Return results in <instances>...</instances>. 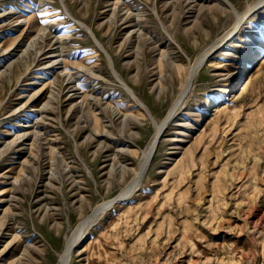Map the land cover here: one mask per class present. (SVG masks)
<instances>
[{"label":"rangeland","instance_id":"374dc122","mask_svg":"<svg viewBox=\"0 0 264 264\" xmlns=\"http://www.w3.org/2000/svg\"><path fill=\"white\" fill-rule=\"evenodd\" d=\"M256 1L0 0V264H59L105 203L68 264H264V2L234 29Z\"/></svg>","mask_w":264,"mask_h":264},{"label":"bare ground","instance_id":"6f19581e","mask_svg":"<svg viewBox=\"0 0 264 264\" xmlns=\"http://www.w3.org/2000/svg\"><path fill=\"white\" fill-rule=\"evenodd\" d=\"M39 1H42V0H39ZM226 1L227 3L229 2V0H224ZM264 0H257L254 4H251L249 6V8L242 14H239V13H234L235 15L237 14L238 15V20L236 21V24H235V27L234 29H236L237 27H239L242 19L244 18L245 14L247 12H249L254 6L258 5V4H261L263 3ZM116 3V2H114ZM32 4L29 3V7H31ZM226 9V8H225ZM235 10V9H234ZM126 11V10H125ZM9 12V11H8ZM130 12V11H129ZM115 13V12H114ZM126 14V13H125ZM118 16V15H117ZM34 17H35V14L32 13L31 10H28L27 12H23L20 16V19H19V22L20 24H18L19 26V29L21 30L20 31V37L23 38L24 36H29L31 33H35L34 36H32V38L34 37V42L30 39V42H29V45L27 46L26 50H24L25 52H27L29 49H31L30 47H33L34 43H36V39H44V24H40L38 25L37 23L35 24L34 22ZM43 18V17H42ZM40 19V18H39ZM55 21V20H54ZM17 22V23H19ZM51 22V21H50ZM49 22V23H50ZM81 22V21H79ZM48 23V22H47ZM53 23V22H52ZM50 25V24H47V26ZM86 26V25H84ZM49 27V26H48ZM36 29V30H34ZM252 29V25H250V30ZM227 36V35H226ZM224 36V37H226ZM223 37V38H224ZM58 39L61 40V37L60 35L58 36ZM222 39V38H221ZM58 41V40H57ZM64 41V40H63ZM62 41V43H63ZM218 41V40H217ZM217 41H215L214 43H212L210 46H208L206 49H203V51L200 52V54L198 55L197 59L195 60L194 63H192L188 73L186 74L185 76V79H184V82L182 84V87L180 89V92L178 94V97L174 103V105L171 107L170 111L168 112L167 116H165V118L163 119V121L161 122H158V121H155V127H156V131H155V134L153 136V138L151 139V141L149 142V144L143 149V154H142V158L140 159V163H139V167L137 168V174H141L142 173V169H144V167L148 164V162L150 161L151 159V156L154 154L155 152V146H156V142H157V139H158V136L159 134L162 132L166 122H168V120H170L171 118H174L175 117V113L177 112L178 110V107L179 105L181 104V101L185 98L186 95H188L189 91L191 90V87H192V84H193V80H194V77L196 75V72H197V69H198V66L199 64L201 63V61L203 60V58L208 54V52H210V50L216 45L218 44ZM244 41L247 42V39H245ZM250 44V48L252 50L255 51V53H260L261 49L260 47H257L256 45L252 44V43H249ZM26 47V46H25ZM33 49V48H32ZM6 50V49H5ZM33 51H35L33 49ZM11 52V51H10ZM9 52V53H10ZM39 52V51H37ZM28 53V52H27ZM35 53V52H34ZM40 53V52H39ZM42 53V52H41ZM27 56V54L25 55V57ZM27 58V57H26ZM63 59V58H62ZM27 61V59L25 60ZM56 61V60H55ZM59 61V60H57ZM63 62V69H61L63 72H68L67 70V67L64 66L65 64V60L63 59L62 60ZM18 65L15 64V67H17ZM15 67L12 68V66L10 67H7L8 69V72H7V75L8 77L12 76L14 74V71H15ZM5 71V70H4ZM7 71V70H6ZM5 71V72H6ZM61 71V72H62ZM64 77V76H63ZM12 78V77H10ZM69 80V79H68ZM68 82V81H67ZM75 86V84H74ZM77 88V87H76ZM72 90V88H71ZM74 90V89H73ZM73 92V91H72ZM75 92V91H74ZM37 94V93H36ZM77 95V94H76ZM75 96V95H74ZM137 99V98H135ZM140 104L142 105V103L140 102ZM44 107V106H43ZM145 110L146 107H145ZM36 112V111H35ZM30 125V124H29ZM35 129V128H34ZM30 133L31 131H24V132H20V133H17L15 135V137H13V139H11L10 143L11 144V147L12 146H20L18 150H23L26 146V142L28 139H30ZM33 141L36 139L37 135H38V132L37 130H33ZM40 134V133H39ZM40 136V135H39ZM39 136L37 138H39ZM188 136V135H187ZM30 137V138H29ZM41 138V137H40ZM32 141V142H33ZM31 142V143H32ZM35 142V141H34ZM30 143V144H31ZM33 145V143H32ZM31 145V146H32ZM54 147V146H53ZM25 169V168H24ZM134 179V178H133ZM13 182L15 183V180H13ZM135 182V181H134ZM131 187L129 188L128 192H125L124 195H128L127 193H130V190ZM127 198V197H126ZM123 199V198H122ZM110 206V203H105L103 205H98L97 207H95L94 211L88 215L86 218H84L80 225L78 226V229L75 234V236L73 237L72 240L68 241L67 245H66V248H65V251L63 254H61V257H60V262L59 264H68V260H69V255H70V249L72 247V244L74 243L75 240H77L78 238H80V236H82L83 233H85L86 229L93 223V221L98 218L99 216V213L103 212L104 210H106V207L107 206ZM74 240V241H73ZM66 242V241H65ZM76 243V242H75ZM190 264V263H188Z\"/></svg>","mask_w":264,"mask_h":264},{"label":"water","instance_id":"95a60500","mask_svg":"<svg viewBox=\"0 0 264 264\" xmlns=\"http://www.w3.org/2000/svg\"><path fill=\"white\" fill-rule=\"evenodd\" d=\"M165 128V127H164ZM164 130V129H163ZM163 130H162V132H163ZM162 132L159 134V136H158V139H157V142H156V146H155V151H156V148H157V146H158V142H159V139H160V136H161V134H162ZM154 155V154H153ZM152 155V156H153ZM152 156H151V159H152Z\"/></svg>","mask_w":264,"mask_h":264}]
</instances>
